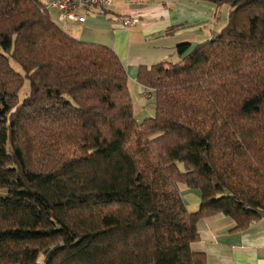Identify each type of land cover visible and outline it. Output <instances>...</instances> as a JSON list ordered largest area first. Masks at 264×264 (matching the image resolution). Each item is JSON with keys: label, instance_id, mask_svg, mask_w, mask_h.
<instances>
[{"label": "trees", "instance_id": "1", "mask_svg": "<svg viewBox=\"0 0 264 264\" xmlns=\"http://www.w3.org/2000/svg\"><path fill=\"white\" fill-rule=\"evenodd\" d=\"M200 1L225 25L138 67L154 113L137 120L113 50L0 0V264H205L200 218L264 215V0Z\"/></svg>", "mask_w": 264, "mask_h": 264}, {"label": "crops", "instance_id": "2", "mask_svg": "<svg viewBox=\"0 0 264 264\" xmlns=\"http://www.w3.org/2000/svg\"><path fill=\"white\" fill-rule=\"evenodd\" d=\"M217 11L213 3L200 0H110L107 7L82 12L83 22H61L54 10L51 12L55 19L50 10L48 14L73 38L113 50L127 72L128 88L131 82L135 83L139 93L144 94L146 89L136 81L138 67L178 61L177 45L194 46L225 25L227 18L217 16ZM123 17L135 18L137 22L124 26L119 20ZM171 27L175 30L168 32ZM182 191L187 209L196 210L199 191ZM234 225L222 213L200 218L196 224L199 238L190 244L191 249L204 254L205 264H264V215L244 228L233 230Z\"/></svg>", "mask_w": 264, "mask_h": 264}, {"label": "built area", "instance_id": "3", "mask_svg": "<svg viewBox=\"0 0 264 264\" xmlns=\"http://www.w3.org/2000/svg\"><path fill=\"white\" fill-rule=\"evenodd\" d=\"M47 11H56V18L61 21L83 22L85 14L92 7L100 9L107 7L110 0H39ZM103 12V11H102ZM122 25H133L135 18L123 17L119 19Z\"/></svg>", "mask_w": 264, "mask_h": 264}, {"label": "rangeland", "instance_id": "4", "mask_svg": "<svg viewBox=\"0 0 264 264\" xmlns=\"http://www.w3.org/2000/svg\"><path fill=\"white\" fill-rule=\"evenodd\" d=\"M218 11H217V16L219 17H226L228 16V11L227 8L229 9V7L227 5H221L220 7H217ZM51 17L53 19L55 14H53L50 11ZM54 21V20H53ZM65 26V25H64ZM65 29L70 30L67 26L64 27ZM175 59V58H174ZM12 66L16 69H19L18 65L15 64L13 61L11 62ZM27 82L24 84L23 88V92L20 94V98L22 97L23 94L26 93V87H27ZM130 87L128 88V90L130 89L129 93L131 96V100L133 103V107H134V115L136 117L137 120H142L143 118L147 117V116H151L154 113V104L152 102V94L150 95V92H145L144 94H140L139 93V87L138 85H136L135 83H130L129 85ZM180 168H182V164L178 163L177 164ZM179 185V192L181 194H183V191L181 192V190L184 189H189L185 184L183 183H178ZM4 193V192H1Z\"/></svg>", "mask_w": 264, "mask_h": 264}, {"label": "water", "instance_id": "5", "mask_svg": "<svg viewBox=\"0 0 264 264\" xmlns=\"http://www.w3.org/2000/svg\"><path fill=\"white\" fill-rule=\"evenodd\" d=\"M56 247H57V245H55L53 248H56ZM53 248H52V249H53ZM52 249L47 253V256H46L45 260L47 259V257L50 256V254H51V252H52Z\"/></svg>", "mask_w": 264, "mask_h": 264}]
</instances>
